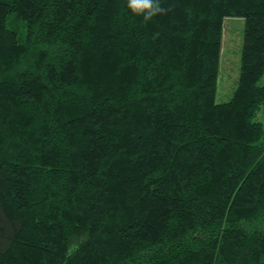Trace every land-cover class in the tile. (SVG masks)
<instances>
[{"label":"trees","instance_id":"obj_1","mask_svg":"<svg viewBox=\"0 0 264 264\" xmlns=\"http://www.w3.org/2000/svg\"><path fill=\"white\" fill-rule=\"evenodd\" d=\"M154 3L0 0V264H264V0Z\"/></svg>","mask_w":264,"mask_h":264},{"label":"rangeland","instance_id":"obj_2","mask_svg":"<svg viewBox=\"0 0 264 264\" xmlns=\"http://www.w3.org/2000/svg\"><path fill=\"white\" fill-rule=\"evenodd\" d=\"M243 19L227 17L224 21V32L220 54V70L218 89L215 99L217 102L227 101L237 83L239 56L242 42ZM264 79V74L261 81ZM264 124V111L260 113Z\"/></svg>","mask_w":264,"mask_h":264},{"label":"clouds","instance_id":"obj_3","mask_svg":"<svg viewBox=\"0 0 264 264\" xmlns=\"http://www.w3.org/2000/svg\"><path fill=\"white\" fill-rule=\"evenodd\" d=\"M127 7L136 15L143 14L145 21L151 19L157 12L163 11L154 0H127Z\"/></svg>","mask_w":264,"mask_h":264}]
</instances>
